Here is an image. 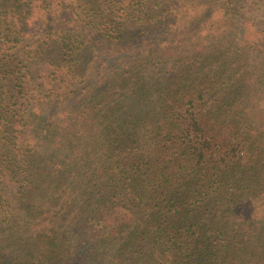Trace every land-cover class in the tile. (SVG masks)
<instances>
[{"label": "trees", "instance_id": "trees-1", "mask_svg": "<svg viewBox=\"0 0 264 264\" xmlns=\"http://www.w3.org/2000/svg\"><path fill=\"white\" fill-rule=\"evenodd\" d=\"M264 0H0V264H264Z\"/></svg>", "mask_w": 264, "mask_h": 264}, {"label": "rangeland", "instance_id": "rangeland-1", "mask_svg": "<svg viewBox=\"0 0 264 264\" xmlns=\"http://www.w3.org/2000/svg\"><path fill=\"white\" fill-rule=\"evenodd\" d=\"M247 212L253 215H263L264 216V200L260 201L254 207H247Z\"/></svg>", "mask_w": 264, "mask_h": 264}]
</instances>
